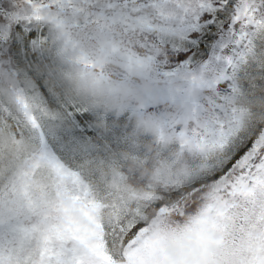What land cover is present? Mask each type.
<instances>
[{"label": "snow or ice", "instance_id": "snow-or-ice-1", "mask_svg": "<svg viewBox=\"0 0 264 264\" xmlns=\"http://www.w3.org/2000/svg\"><path fill=\"white\" fill-rule=\"evenodd\" d=\"M28 3L57 28L118 26L109 50L136 69L127 76L164 63V78L187 81L188 101L176 118L160 117L153 150L131 157L128 173L72 170L38 147L6 161L0 148V264H264V0ZM208 22L224 34L211 58L199 35ZM61 36L60 54L79 47L70 31ZM74 62L104 73L87 54ZM15 94L16 113L33 129L54 118L36 98ZM209 106L215 119L202 122ZM0 127H15L14 144L25 139L20 123ZM133 171L144 186L130 182Z\"/></svg>", "mask_w": 264, "mask_h": 264}, {"label": "trees", "instance_id": "trees-1", "mask_svg": "<svg viewBox=\"0 0 264 264\" xmlns=\"http://www.w3.org/2000/svg\"><path fill=\"white\" fill-rule=\"evenodd\" d=\"M26 12L13 20L5 35L0 29V79L6 74L15 76L13 90L42 102L54 118H42L40 127L33 129L16 112L0 107V120L20 123L25 139L38 148L46 143L72 170H97L98 174L100 168L119 167L128 173L131 157L144 158L148 155L145 145L154 142L135 129L136 117L143 115L134 106L117 113L69 100L59 78L63 65L58 59L59 46L52 44L51 23L38 19L32 8ZM200 27V42L205 49L201 55L208 58L220 36L213 28L219 29V25L208 22ZM130 177V182L139 186L147 183L139 171L131 172Z\"/></svg>", "mask_w": 264, "mask_h": 264}, {"label": "clouds", "instance_id": "clouds-1", "mask_svg": "<svg viewBox=\"0 0 264 264\" xmlns=\"http://www.w3.org/2000/svg\"><path fill=\"white\" fill-rule=\"evenodd\" d=\"M45 3L46 0H38ZM79 6L87 8L84 0H78ZM55 9L44 8L43 12L48 15ZM95 11L88 9V16H95ZM78 19L83 23L85 16L81 15ZM109 30H101L97 25L89 24L86 29H76L71 26V22H66L63 29L57 28L55 24H51L52 44L64 48V39L61 32L66 30L72 33L74 41L78 42L79 47L73 49L71 45L63 54H59V62L63 68L59 71V78L64 85V91L69 100H75L78 103L86 104L92 108H101L110 112H123L129 106L138 107L144 103V93L151 87L150 82H137L134 79L122 80L113 75V73L135 72L134 67H130L119 56L114 55L109 50V42L113 35L119 37L120 28L116 25L107 24ZM95 39H90L89 36ZM129 39V37H125ZM122 50L126 48L121 45ZM82 54L102 66L103 75L96 69L83 67L81 64L75 63L74 59ZM145 71L150 74L156 72V65L147 66ZM134 77V76H133ZM16 82L15 76L6 74L0 79V104L6 106L10 111L16 112L17 104L15 91L12 85ZM194 95H200L199 91H194ZM164 113L169 118H176L182 111L181 105L165 106ZM215 119L211 106L206 109L205 116L201 117V121L207 120L212 122ZM137 132L141 135L147 134L155 140L160 130V117L148 114L145 116H137L134 121ZM13 130L0 127V148L4 149V158L7 161L9 153L19 152L23 155L33 153L37 150V146L27 139L19 140L18 144H14ZM170 146V145H169ZM147 152L153 150V144L145 145ZM14 167H23V160H16ZM130 166L135 167L134 162ZM146 170H141V175H147ZM154 230V234H156ZM169 253L174 251V246L169 244Z\"/></svg>", "mask_w": 264, "mask_h": 264}, {"label": "rangeland", "instance_id": "rangeland-1", "mask_svg": "<svg viewBox=\"0 0 264 264\" xmlns=\"http://www.w3.org/2000/svg\"><path fill=\"white\" fill-rule=\"evenodd\" d=\"M0 8V29L2 30L1 34L3 36L7 33L8 27L12 24L13 20L21 13L26 15L27 9L31 7L29 6L28 0H0ZM2 8H4V10ZM223 40L224 34L220 33L212 53L208 58H211V56L217 51ZM180 59L183 60L184 56H181ZM165 70L167 69L165 68L164 63H161L156 66V72L154 74L137 75L134 77H128L126 73H113V75L122 80L134 79L137 82V86H139L140 82H150L151 87L144 93V109L138 111L134 106V110L143 116L144 114H152L161 117L164 114L163 109L165 106L182 105L188 101V95L186 92V89L188 88L187 81L182 76L164 78L161 75V72ZM41 149L46 155L53 157L60 163L64 164L46 143Z\"/></svg>", "mask_w": 264, "mask_h": 264}]
</instances>
